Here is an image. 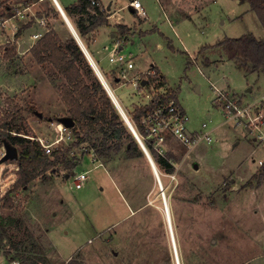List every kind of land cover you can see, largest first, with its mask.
<instances>
[{
  "label": "rangeland",
  "instance_id": "374dc122",
  "mask_svg": "<svg viewBox=\"0 0 264 264\" xmlns=\"http://www.w3.org/2000/svg\"><path fill=\"white\" fill-rule=\"evenodd\" d=\"M104 1H113L112 10L121 8L125 20L137 17L125 24L130 40L121 50L140 70L129 77L147 80L152 67L165 76V84L150 96V89L142 94L130 82H116L118 70L104 50L105 44L112 49L113 43L100 37L107 80L127 116L153 97L174 93L190 117L188 127L211 130L213 140L189 148L167 134L164 155L154 148L176 167L169 173L157 166L165 194L146 154L129 159L123 149L107 161L80 145L72 151L79 159L76 169L71 172L61 165L57 172L49 171L46 178L13 193L14 207L8 208L5 196L17 166L11 160L0 162V223L7 231L0 260L20 258L16 252L21 251L31 259L39 254L51 264H72L71 259L85 264H177L175 241L179 264H264V141H255L252 127L226 120L213 87L235 94L243 104L264 96V72L245 73L216 46L227 37L248 33L264 38L258 15L249 2L240 0H141L146 16L130 12L131 0ZM50 7L48 0L37 2L24 21L43 10L45 18L39 20L45 19V30L55 28L67 39L71 30L60 11L58 15ZM109 23L110 30L117 24ZM43 27L36 24L31 32ZM7 28L0 27V46L12 48L16 41L9 39ZM205 46L211 55L197 54ZM5 48L0 50V115L12 99L34 135L53 141L55 148L66 146L48 122L52 117L46 118L66 113L57 89L63 79L31 53L15 57L16 69ZM208 57L213 63L206 66ZM249 87L253 91H247ZM86 170L90 178L76 189L74 176Z\"/></svg>",
  "mask_w": 264,
  "mask_h": 264
},
{
  "label": "trees",
  "instance_id": "16d2710c",
  "mask_svg": "<svg viewBox=\"0 0 264 264\" xmlns=\"http://www.w3.org/2000/svg\"><path fill=\"white\" fill-rule=\"evenodd\" d=\"M27 1L33 2V0ZM48 1L51 5V9L48 10L59 15L54 1ZM240 1L250 3L264 27V0ZM63 8L83 40L100 26L109 25L108 15L100 4V0L98 4H92L91 0H78L71 5L63 6ZM10 15H12L10 4L7 3V0H0V18ZM21 30L19 29L17 34ZM124 34L127 32L125 31ZM216 46H221L226 56L234 60L241 70L264 72V38H258L254 34L248 33L240 37H227ZM1 47L0 50L7 48L6 52L10 57L9 45ZM206 48L209 47L205 46L203 49ZM31 53L38 63L52 66L53 71L63 79L57 89L61 102L66 106V113L55 115V117L49 115L46 118H50V116L58 118L63 115L73 118L75 124L71 130L75 139L66 146L55 148L50 154L46 153L38 136L34 135L32 128L23 121L22 108L9 99L7 108L1 109L0 147L4 145V142H9L18 148L19 156L17 159L11 160L16 164L17 169L14 172L16 179L5 196V206L8 208L14 207L11 197L13 193L27 189L39 177L46 178L49 171L57 172L61 165L71 172L76 169L79 159L73 155L72 151L82 144H86L88 150H94L99 158L107 161H111L123 149L129 159L145 156L142 147L73 35L69 33L67 39L63 40L55 28H49L45 35L33 45ZM205 63L209 64L207 60ZM152 70L154 73H151L146 84V89L150 90L153 84H155V88L165 84V76L160 74L155 67H152ZM53 83L58 84L56 81ZM110 85L113 83L111 82ZM174 97H176L174 93L172 95L160 94L158 97H154L150 103L137 106L132 112H128L132 124L153 155L159 169L165 168L169 173L176 169L175 165L168 158L156 152L153 142L146 137V129L142 120L159 103ZM30 110L34 111L35 108L32 106ZM6 235L7 231L4 229L3 223H0V244ZM16 253L17 256L21 255L20 258L12 257V259H17L22 264H49L50 262L49 259H42L39 254H37V258L31 259L25 255L28 252L18 251ZM41 254L43 255L44 252ZM71 263L85 264L84 261L79 262L76 259H71Z\"/></svg>",
  "mask_w": 264,
  "mask_h": 264
},
{
  "label": "built area",
  "instance_id": "2783aa9c",
  "mask_svg": "<svg viewBox=\"0 0 264 264\" xmlns=\"http://www.w3.org/2000/svg\"><path fill=\"white\" fill-rule=\"evenodd\" d=\"M92 4H98L99 0H91ZM130 5L135 9L137 13L142 16H146L147 12L141 0H131ZM7 22V17L0 18V27H4ZM120 40L116 41L117 49L120 44ZM111 64L116 66L119 71V76L123 83L130 82L133 87L140 93H144L146 84H143L145 78L136 76L133 80L130 79L128 71L135 66L134 61L130 58L117 51L113 52L109 56ZM213 87L217 91L216 102L225 112L227 121H234L239 124L252 127L253 131L256 132V138L264 141V96L258 101L244 104L234 94L231 95L228 92L221 90L218 86L213 84ZM155 87L152 86L147 96L151 95ZM154 97L151 99L153 100ZM150 100V101H151ZM150 103V102H148ZM146 129V137L153 142L154 148L162 155H164L163 144L166 142L167 134L179 140L183 145L191 148L197 145L201 141L212 142L211 130H204L198 128L191 130L188 125L190 124V117L186 109L179 103L175 97L168 101L161 102L142 120ZM206 125V123H204ZM51 127L59 137L66 142L70 143L75 139V135L71 128L66 126L60 121H52ZM38 138L42 144L43 149L46 153L50 154L55 149V143L45 139V137L39 136ZM142 141V139H141ZM143 142V141H142ZM144 143V142H143ZM145 144V143H144ZM146 146V145H145ZM5 154L4 145L0 147V158ZM263 163L262 160L259 161ZM90 178L89 170L80 171L74 176L73 185L76 189L84 187L88 179ZM164 190V189H163ZM163 194L164 191H163ZM1 258V257H0ZM0 264H22L17 259H12L7 262L1 261ZM51 264V263H49Z\"/></svg>",
  "mask_w": 264,
  "mask_h": 264
},
{
  "label": "crops",
  "instance_id": "0c3cea01",
  "mask_svg": "<svg viewBox=\"0 0 264 264\" xmlns=\"http://www.w3.org/2000/svg\"><path fill=\"white\" fill-rule=\"evenodd\" d=\"M41 0H33V2H28L27 0H12V3H9L10 6H11V9H12V15L10 16H7V22L5 24V28L8 29V33H9V39L11 40H15L16 41V44L14 45V47H10L11 49V56H10V59H11V63L10 65L11 66H15L16 69H18V63H16V59L15 57L19 56V58H22L21 56L23 55H27V53H31V48L33 47V45H35L39 39H41L45 33L48 31V28L45 30V27H43V25H45V14L43 12V10H40V12L38 11L37 12V15H35L34 17H30L29 20L27 21H24V18H26L28 15H29V11L31 10V7L32 5L36 4L37 2H39ZM54 1V0H53ZM59 2V4L63 7V6H68V5H71L72 2H68L66 0H57ZM55 3V1H54ZM100 4L103 6V8L106 10V13L108 15V19L109 22L111 21L113 23H117L115 24L114 26V30L115 32H113V29L110 30L111 26L109 27V25H103V26H100L99 28H97L95 31L89 33L85 39L83 40L82 38V41L83 43L85 44L89 54L91 55V57L93 58V60L95 61L97 67L100 69L101 73L103 74V76L105 77L107 83L109 84L108 80H107V75H106V72H108L107 68L103 67L102 65V60L104 59V52H103V47L102 46H99L98 45V40L100 39V37H103L104 40H110L112 43H113V46H112V49H109V46L108 44H105L104 46V50L107 51L109 54H108V58L109 56L117 51L118 53H122L121 50L124 48V44L126 43V40H128L129 38V32L127 31V27L125 26V24H132L133 22H136L137 21V17H135L134 20H125L126 17L124 16V14H121L119 12V9L121 8H118V9H113V1H111L110 3H106L104 0H100ZM56 5V3H55ZM16 6V7H14ZM57 6V5H56ZM15 8V9H14ZM58 8V6H57ZM129 9H130V12L131 13H134L136 15V11L135 9L130 5L129 3ZM41 15V16H40ZM40 17H43L42 20H39ZM38 19V20H37ZM65 21V20H64ZM71 21V20H70ZM147 22V21H145ZM144 22V23H145ZM66 23V22H65ZM142 23V25L144 24ZM36 24H38V27H43V29L41 30H38V31H34V32H31L32 29L34 27H36ZM67 24V23H66ZM141 25V26H142ZM4 27H2L4 29ZM75 27V26H74ZM19 29H22L20 31V33L17 35L18 37H15V34L18 33V30ZM70 29V28H69ZM125 31L127 32V34H124ZM59 32V31H58ZM4 34V33H3ZM137 34V33H136ZM141 35V34H140ZM68 37V36H67ZM117 37H120L122 39V42H120L119 46H118V49H117V44H116V38ZM16 38V39H15ZM3 39L6 40V35H3ZM64 40V38H62ZM108 40V41H109ZM130 40V39H129ZM107 41V43H108ZM121 41V40H120ZM128 42V41H127ZM3 42L0 43L3 44ZM7 48H5L6 50ZM209 50V48H207L205 51L202 50V48H200L197 52V54H203L204 52L207 53V55H211V52L210 51H207ZM17 51V52H16ZM123 54V53H122ZM32 55V53H31ZM125 55V54H124ZM212 55H215V54H212ZM28 56V55H27ZM33 56V55H32ZM126 56V55H125ZM127 57V56H126ZM204 58L207 57V56H203ZM131 57H127V59H130ZM133 58V57H132ZM131 58V59H132ZM207 60H210V64H207L205 63L204 61V64L206 66H209L211 65V59L208 57L206 58ZM221 59H224L223 56ZM15 62V65H13ZM235 62V61H234ZM135 64V62H134ZM45 65V63L43 64ZM113 65V64H112ZM153 65V64H152ZM151 65V66H152ZM236 66L238 67L237 63H236ZM114 69V67H113ZM117 69V68H116ZM148 69V68H147ZM118 70V69H117ZM135 70V71H140L139 69H136V64L133 68H131L128 73L130 75V73ZM241 70V69H240ZM144 71V70H143ZM244 71V70H242ZM118 72V73H117ZM116 72V75L115 77H120L119 76V71ZM245 73H250V72H246L244 71ZM259 73V72H257ZM164 75V74H163ZM136 76H133L131 77L130 79L133 80ZM121 78V77H120ZM117 82V81H116ZM121 83H123V81L121 80L120 81ZM119 83V82H118ZM131 83V81H130ZM110 86V84H109ZM111 87V86H110ZM230 88V86H229ZM113 90V88H111ZM247 91H253V87H249L247 89ZM60 100V99H59ZM121 101L123 102L124 106L127 107L126 103L121 99ZM61 102V100H60ZM120 102V101H119ZM121 104V103H120ZM122 106V104H121ZM123 107V106H122ZM124 109V108H123ZM39 113V111H38ZM42 113V112H41ZM126 113V112H125ZM43 114V113H42ZM44 115V114H43ZM39 118H42L40 116H38ZM51 117V116H50ZM61 117V116H60ZM58 117V118H60ZM63 117V116H62ZM58 118H50V120L48 122H51V121H58ZM256 139V137H255ZM253 138V140H255ZM255 141H258V139H256ZM82 147H85L87 150V146L86 144H82L81 145ZM94 154L95 151L92 150ZM93 154V156H94ZM97 155V154H96ZM93 159L95 160V158L93 157ZM109 163V162H108ZM107 163V164H108ZM15 164V163H14Z\"/></svg>",
  "mask_w": 264,
  "mask_h": 264
},
{
  "label": "water",
  "instance_id": "95a60500",
  "mask_svg": "<svg viewBox=\"0 0 264 264\" xmlns=\"http://www.w3.org/2000/svg\"><path fill=\"white\" fill-rule=\"evenodd\" d=\"M54 1H55L56 5L58 6V9H59L60 13L62 14L65 22L67 23L68 27L70 28L74 38L77 40L79 46L81 47V49L85 53L89 63L91 64V66L93 67L94 71L96 72L98 78L103 83V85L106 88L108 94L112 98L114 104L118 108L119 112L121 113L122 117L124 118L125 122L127 123L129 129L132 131L133 135L137 139L138 143H140V146L142 147V149H143L144 153L146 154L147 158L149 159V161L151 163V166H152V168H153V170L155 172L157 183H158V185L160 186V188H161V190L163 192L164 188H163V184H162L161 175H160V172L158 170V167H157L152 155L150 154V152H149L148 148L145 146V144L141 141V138H140L138 132L136 131L134 125L132 124L131 120L129 119V117L125 113V110L122 108L120 102L118 101V99L115 96L113 90L111 89V87L107 83V81H106L105 77L103 76V74L101 73L100 69L97 67L95 61L93 60V58L89 54L85 44L83 43L79 33L77 32L76 28L73 26L72 22L70 21L69 17L67 16L64 8L59 4V2L57 0H54ZM115 81L120 82L121 78L120 77H116ZM147 82L148 81L146 79H144L143 84H145ZM38 115L40 117L43 116V114L41 112H39ZM58 121L62 122L63 124H65L66 126H68L70 128H72L74 126V124H75L74 119L69 117V116L60 117V118H58ZM4 148H5V154L0 158V162H6L8 160H14V159L18 158L19 151H18V148L15 145H13V144H11L9 142H4ZM194 167L197 168L198 164L195 163ZM163 201H164V205H165V209H166L167 215L169 217V211L167 209V202H166V197L165 196H163ZM173 245H174V250H175V255H176V261H177V264H179V258H178V254H177V248H176L175 241H173Z\"/></svg>",
  "mask_w": 264,
  "mask_h": 264
},
{
  "label": "bare ground",
  "instance_id": "6f19581e",
  "mask_svg": "<svg viewBox=\"0 0 264 264\" xmlns=\"http://www.w3.org/2000/svg\"><path fill=\"white\" fill-rule=\"evenodd\" d=\"M153 169V168H152ZM154 171V170H153ZM155 173V172H154ZM168 200H167V197H166V202H167ZM167 204H168V202H167ZM168 206L169 205H167V209H168ZM168 211H169V217H168V215H167V219L168 220H170V208L168 209ZM169 222H171V221H169Z\"/></svg>",
  "mask_w": 264,
  "mask_h": 264
}]
</instances>
